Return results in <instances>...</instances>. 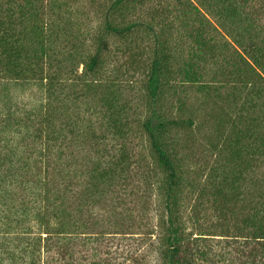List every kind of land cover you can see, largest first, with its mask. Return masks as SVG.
Instances as JSON below:
<instances>
[{"label":"trees","instance_id":"obj_1","mask_svg":"<svg viewBox=\"0 0 264 264\" xmlns=\"http://www.w3.org/2000/svg\"><path fill=\"white\" fill-rule=\"evenodd\" d=\"M136 236L264 264V0H0V264Z\"/></svg>","mask_w":264,"mask_h":264},{"label":"rangeland","instance_id":"obj_2","mask_svg":"<svg viewBox=\"0 0 264 264\" xmlns=\"http://www.w3.org/2000/svg\"><path fill=\"white\" fill-rule=\"evenodd\" d=\"M89 12L93 13L91 8L89 9ZM137 141L139 151L147 155L148 148L144 138L139 137ZM148 158L149 157L147 156V159ZM148 212V214H151L152 216V222L155 223L157 214L156 210L149 209ZM185 213L189 214L187 209L185 210ZM109 241L108 244H110V246L107 248L101 243L99 249L102 251L96 253L97 257H99L97 260L100 261V258L106 259L109 264H159L156 240L150 241L148 238H140L139 236H136L110 237ZM77 254L82 261L81 264H87V261L84 259L85 253H75V255ZM236 260L237 259L233 256V253L219 252V255L213 259V262L217 264H236Z\"/></svg>","mask_w":264,"mask_h":264}]
</instances>
